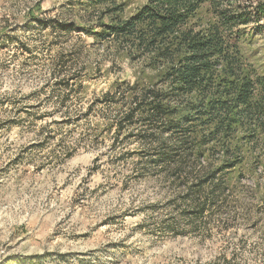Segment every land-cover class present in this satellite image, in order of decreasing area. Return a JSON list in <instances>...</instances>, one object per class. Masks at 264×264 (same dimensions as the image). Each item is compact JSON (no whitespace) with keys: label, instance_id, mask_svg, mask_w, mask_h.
<instances>
[{"label":"rangeland","instance_id":"obj_1","mask_svg":"<svg viewBox=\"0 0 264 264\" xmlns=\"http://www.w3.org/2000/svg\"><path fill=\"white\" fill-rule=\"evenodd\" d=\"M30 9L56 24L94 16L80 0H0L12 37L0 40V264H264L263 169L239 185L246 214L175 226L168 185L135 142L113 141L114 111L96 101L120 67L104 68L107 42L44 29ZM251 17L247 50L264 64V20Z\"/></svg>","mask_w":264,"mask_h":264},{"label":"trees","instance_id":"obj_2","mask_svg":"<svg viewBox=\"0 0 264 264\" xmlns=\"http://www.w3.org/2000/svg\"><path fill=\"white\" fill-rule=\"evenodd\" d=\"M80 2L94 11L89 21L56 24L32 9L26 19L107 42L104 68L120 67L96 101L114 111L113 141L135 142L145 170L168 185L175 226L246 214L239 185L264 171V64L247 50L246 27L251 14L264 20V0L254 11L231 0H145L131 12L126 0ZM8 32L1 26L0 40Z\"/></svg>","mask_w":264,"mask_h":264}]
</instances>
